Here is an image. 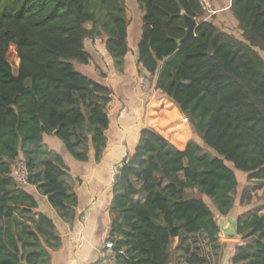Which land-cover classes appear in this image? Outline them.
Listing matches in <instances>:
<instances>
[{
    "label": "trees",
    "instance_id": "1",
    "mask_svg": "<svg viewBox=\"0 0 264 264\" xmlns=\"http://www.w3.org/2000/svg\"><path fill=\"white\" fill-rule=\"evenodd\" d=\"M137 3L143 12L138 72L187 115L205 148L191 138L179 149L144 127L114 181L107 240L116 264H171L174 242L183 236L204 235L218 249L221 229L206 199L228 215L239 187L236 170L264 180V0H231L238 33L207 20L202 0ZM184 14L197 26L180 42ZM129 24L126 0H0V264H51L61 239L27 185L48 196L62 218H75V180L44 135L57 136L79 161H88L92 148L101 162L114 89L76 65L92 60L87 39H100L122 71ZM20 159L27 183L14 174ZM255 209L238 218V232L251 241L236 247L231 264H264V213ZM182 248L187 264L209 262Z\"/></svg>",
    "mask_w": 264,
    "mask_h": 264
},
{
    "label": "crops",
    "instance_id": "2",
    "mask_svg": "<svg viewBox=\"0 0 264 264\" xmlns=\"http://www.w3.org/2000/svg\"><path fill=\"white\" fill-rule=\"evenodd\" d=\"M230 2L231 0H210L212 10L216 9L217 15L212 17L213 11L207 10L208 14L205 17L225 31L238 33V21L230 11ZM140 37L141 33L137 43L125 58L124 70L119 71L115 67L104 42L95 47H87L92 54V60L80 68L92 78L111 85L115 93L114 99L109 103L111 119L108 130L109 142L101 162H96L92 148L89 160L79 161L70 154L57 136L44 135V142L50 149L60 153L69 166L70 174L75 180L74 190L78 195L75 218L68 221L58 214L49 202L48 196L40 194L36 186L27 185V189L38 201V211L54 220L61 239L59 247L51 250V264H98L112 223L113 214L110 207L115 197L113 185L118 165L122 164V159L127 154L133 153L140 131L144 127H153L161 132L151 122L157 103L165 105L164 103L168 102L167 106L174 110L173 116L169 119L175 125L179 124L177 122L179 108L155 88L154 82L151 90H142L139 76L146 72L139 74L137 67ZM164 110L165 108H160V111ZM174 135L175 137H169L168 134L165 136L182 150L191 138H195L192 129L186 125L178 128ZM129 142L132 144L126 147ZM231 257L228 259L218 257L219 263L231 264Z\"/></svg>",
    "mask_w": 264,
    "mask_h": 264
},
{
    "label": "rangeland",
    "instance_id": "3",
    "mask_svg": "<svg viewBox=\"0 0 264 264\" xmlns=\"http://www.w3.org/2000/svg\"><path fill=\"white\" fill-rule=\"evenodd\" d=\"M126 2L128 7V17L130 19V24L128 27V44L131 49L137 43L138 37L142 30L143 12L137 3V0H126ZM212 11H213L212 13H214L212 17H215L217 15V13L215 12L216 9ZM100 43L102 44L103 40L87 39L86 46L88 48H91V47H95L97 44ZM14 50L15 47H12L11 50L12 56L14 54ZM260 53L264 57V52L260 51ZM76 66L78 69L83 67L81 64H77ZM124 67L123 70L125 69ZM14 68L16 71L17 62L14 64ZM142 79H145L144 83H142ZM139 83L143 91L146 90L149 91L152 89L151 77L147 76V74H143L139 76ZM164 104L165 105L158 103L156 104V108H155L156 111H154V113L152 114V120H151V122L155 125V127H157L161 131L160 132L161 134L164 133V136L168 134L169 137H175L174 133L176 132V130L178 128H182L184 125L192 129L190 120L188 119L187 115L179 111V109L177 110L179 116L177 122H179V124L175 125L174 122L169 119L170 116L168 117L167 110L170 109V107L167 106L169 105L168 102ZM122 107L124 108V106ZM160 108H165V110L160 111ZM113 115L116 119H118L115 114ZM195 139L205 148L202 140L199 137L195 136ZM131 142L127 143L126 147L127 146L130 147V144H132ZM230 165L232 166L231 163ZM236 174L239 180V187L235 193L236 203L234 208L231 210L230 215L232 217H239L240 215L245 216V214H247L248 212L251 213L252 211L256 210L255 208L257 207L261 209L260 213H264V182L247 180L245 179L246 173L240 170H236ZM246 191H248L247 193H250L252 196L251 202L249 204L244 202L246 200L244 199ZM206 202L212 207L213 211L215 212L218 223L220 225H226V223L228 222L227 220L228 216L219 215L217 211L214 209V207L211 205V203L208 201V199H206ZM220 237H221V241L218 249H214L211 243L207 240V238L204 235H198L196 237L183 236L180 240L176 239L173 246L174 257L171 264H187L185 261L186 252L184 248H182V246H184L185 248L190 247L192 251H198L200 254L205 255L209 260L207 264H220L218 257L222 256V258L226 257V259H228L229 257H231L235 248L239 244H243L251 241L250 238L245 240L242 239V236L236 239L226 238L222 231Z\"/></svg>",
    "mask_w": 264,
    "mask_h": 264
},
{
    "label": "water",
    "instance_id": "4",
    "mask_svg": "<svg viewBox=\"0 0 264 264\" xmlns=\"http://www.w3.org/2000/svg\"><path fill=\"white\" fill-rule=\"evenodd\" d=\"M184 17L187 21L188 27L186 31L185 37L180 41V42H185L189 38L195 35V28L197 26V20L193 17H190L186 14H184ZM88 131L91 132V125L88 123ZM122 168V164L118 165L117 167V173L115 178L118 179L120 176V171ZM228 216V222L226 225H220V229L223 232L224 236L229 239H236L241 237L240 233L238 232V224H239V217H232L230 213L227 215Z\"/></svg>",
    "mask_w": 264,
    "mask_h": 264
},
{
    "label": "built area",
    "instance_id": "5",
    "mask_svg": "<svg viewBox=\"0 0 264 264\" xmlns=\"http://www.w3.org/2000/svg\"><path fill=\"white\" fill-rule=\"evenodd\" d=\"M204 7L211 11L212 7L210 4V0H202ZM145 79H142V83H144ZM14 174L17 177V179L23 183H27V176H28V170L26 167L25 162L20 159L17 161L15 168H14ZM98 264H116V261L113 257V242L110 240H106L103 250H102V256L98 262Z\"/></svg>",
    "mask_w": 264,
    "mask_h": 264
}]
</instances>
